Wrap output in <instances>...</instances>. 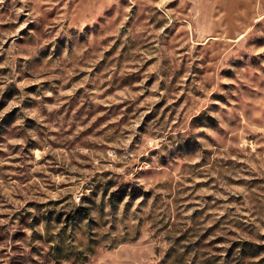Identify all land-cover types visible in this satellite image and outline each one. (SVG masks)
<instances>
[{
    "label": "rangeland",
    "instance_id": "1",
    "mask_svg": "<svg viewBox=\"0 0 264 264\" xmlns=\"http://www.w3.org/2000/svg\"><path fill=\"white\" fill-rule=\"evenodd\" d=\"M0 264H264V0H0Z\"/></svg>",
    "mask_w": 264,
    "mask_h": 264
},
{
    "label": "trees",
    "instance_id": "2",
    "mask_svg": "<svg viewBox=\"0 0 264 264\" xmlns=\"http://www.w3.org/2000/svg\"><path fill=\"white\" fill-rule=\"evenodd\" d=\"M88 214V213H87Z\"/></svg>",
    "mask_w": 264,
    "mask_h": 264
}]
</instances>
